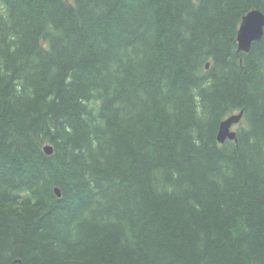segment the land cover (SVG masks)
<instances>
[{"label":"trees","instance_id":"16d2710c","mask_svg":"<svg viewBox=\"0 0 264 264\" xmlns=\"http://www.w3.org/2000/svg\"><path fill=\"white\" fill-rule=\"evenodd\" d=\"M251 10L264 0H0V264H264Z\"/></svg>","mask_w":264,"mask_h":264},{"label":"water","instance_id":"95a60500","mask_svg":"<svg viewBox=\"0 0 264 264\" xmlns=\"http://www.w3.org/2000/svg\"><path fill=\"white\" fill-rule=\"evenodd\" d=\"M264 15L259 10H251L243 18L237 31L238 50L247 53L253 42L259 41L263 35ZM208 68V64H206ZM241 113L237 116L227 117L219 127L217 138L220 142L225 140H235L236 132L231 130L234 124L240 121ZM47 153H51L50 148H45Z\"/></svg>","mask_w":264,"mask_h":264},{"label":"bare ground","instance_id":"6f19581e","mask_svg":"<svg viewBox=\"0 0 264 264\" xmlns=\"http://www.w3.org/2000/svg\"><path fill=\"white\" fill-rule=\"evenodd\" d=\"M241 113V118H242V112H239L238 114H233V115H235V116H237V115H239ZM241 118H240V120H241ZM223 122V121H222ZM221 122V123H222ZM220 123V124H221ZM220 124H219V127H220ZM219 127H218V130H217V134H218V131H219ZM217 134H216V140H217V142L218 143H220V144H222V143H224V142H220L219 140H218V138H217ZM45 148H50L51 149V153H47L46 151H45ZM43 151H44V153L46 154V155H50V154H52V148L50 147V146H45L44 148H43ZM53 192L55 193V195L57 196V197H60L61 195H60V191H59V189L58 188H54V190H53Z\"/></svg>","mask_w":264,"mask_h":264},{"label":"rangeland","instance_id":"374dc122","mask_svg":"<svg viewBox=\"0 0 264 264\" xmlns=\"http://www.w3.org/2000/svg\"><path fill=\"white\" fill-rule=\"evenodd\" d=\"M239 124H242V123H241V121H239V122H238L236 125H234V126L232 127V130H234V131H235V130H236V128H237V126H239Z\"/></svg>","mask_w":264,"mask_h":264}]
</instances>
